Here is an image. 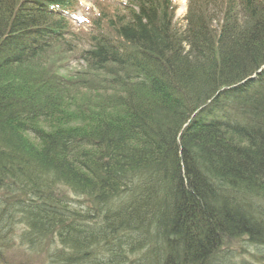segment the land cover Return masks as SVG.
I'll return each instance as SVG.
<instances>
[{
	"label": "trees",
	"instance_id": "obj_1",
	"mask_svg": "<svg viewBox=\"0 0 264 264\" xmlns=\"http://www.w3.org/2000/svg\"><path fill=\"white\" fill-rule=\"evenodd\" d=\"M76 1L0 0V259L15 237L48 264H221L263 243L264 0H187L179 28L173 0L100 12L78 56L101 91L30 70L72 41Z\"/></svg>",
	"mask_w": 264,
	"mask_h": 264
},
{
	"label": "rangeland",
	"instance_id": "obj_2",
	"mask_svg": "<svg viewBox=\"0 0 264 264\" xmlns=\"http://www.w3.org/2000/svg\"><path fill=\"white\" fill-rule=\"evenodd\" d=\"M127 0H78L75 7L68 13L67 20L70 24L71 35L67 46L61 43L53 44L42 55H40L31 65L30 70L32 73L40 74L39 76L48 79L49 76L58 78H65L68 80H77V77L85 79L90 85L94 86L97 90H103L106 85L104 83L105 75L101 73H90L85 66L84 62L80 60L78 53L81 49L88 46L87 35L95 29L93 20H95L100 12L108 15L124 12V6ZM174 6V25L179 28L183 24V15L186 11L187 0H173ZM71 48V50H69ZM50 78V77H49ZM86 88L89 85L76 87L74 90L69 91V96L76 102H81L87 97L89 101L95 99L94 95ZM87 93V94H85ZM61 94L63 101L68 99L67 96ZM90 96V97H88ZM69 119V117H61L59 120ZM57 119H55L56 121ZM70 118L68 121H72ZM81 120H84L82 118ZM79 121V120H78ZM85 121V120H84ZM76 124V121H75ZM38 127L48 130H53L58 127H66L64 124H44L37 125ZM44 127V128H43ZM88 127V125L86 126ZM30 141L36 144L35 141ZM15 235H18L24 229L22 225H15ZM15 237V236H14ZM221 264H264V242L261 244H250L246 239H236L231 241V247L226 250ZM39 250L32 251L23 244L19 237L12 238L11 243L6 247L0 259V264H48L45 254L39 255ZM221 260V259H220Z\"/></svg>",
	"mask_w": 264,
	"mask_h": 264
}]
</instances>
